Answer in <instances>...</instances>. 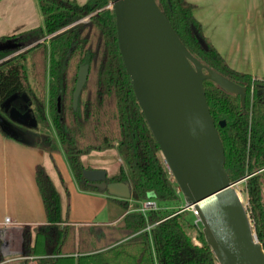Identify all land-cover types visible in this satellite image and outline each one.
Returning <instances> with one entry per match:
<instances>
[{
  "label": "trees",
  "instance_id": "trees-1",
  "mask_svg": "<svg viewBox=\"0 0 264 264\" xmlns=\"http://www.w3.org/2000/svg\"><path fill=\"white\" fill-rule=\"evenodd\" d=\"M186 46L201 60L246 86L245 112L239 94L215 82L204 81L208 102L226 152V170L233 181L246 176L254 228L264 245V203L260 174L264 168V79L233 69L206 39L188 0H157ZM43 24L0 43L18 46L0 49V58L45 35L88 17L82 25L0 62V129L6 118L2 103L15 93H26L39 124L49 130L27 144L65 151L72 172L83 190L105 192L85 178L81 156L92 150L116 147L122 159L120 173L108 181L130 184L134 208L150 197L158 202L178 201L179 196L160 146L136 98L121 54L116 16L111 0H38ZM194 28L208 44L205 48ZM89 65L78 105L73 93L79 68ZM60 99V106H59ZM225 120V125L220 122ZM53 130V133H51ZM36 182L48 222L36 227L33 243L26 236L25 253L37 264H218L201 229L188 220V210L148 215L131 211L116 225L81 226L62 216L61 199L45 167L36 166ZM68 193V190H67ZM110 195V194H108ZM125 208L130 199L110 195ZM63 223V224H62ZM150 226V229H148ZM196 228V244L188 230Z\"/></svg>",
  "mask_w": 264,
  "mask_h": 264
},
{
  "label": "water",
  "instance_id": "water-1",
  "mask_svg": "<svg viewBox=\"0 0 264 264\" xmlns=\"http://www.w3.org/2000/svg\"><path fill=\"white\" fill-rule=\"evenodd\" d=\"M111 4L116 16L121 54L136 98L160 146L165 164L184 196L185 207L192 206L198 213L199 229L218 264H264V245L254 230L248 208L240 198L236 187L238 180H231L226 170L225 147L208 102L204 81H213L225 91L239 94L245 112L246 86L196 56L181 39L157 0H111ZM87 18L50 37L82 25ZM194 30L200 43L207 48L204 37ZM16 46L18 44L0 43V49ZM24 50L26 48H20L6 59ZM88 73L89 65L82 64L73 93L75 108ZM23 94L28 98L26 93ZM19 97V93L8 97L2 103L4 110ZM26 107L22 112L14 106L12 109L21 116L13 118L11 112V118L36 128L38 121L32 106L26 104ZM26 118L30 119L28 124ZM2 123L11 137L34 141V137L24 136L8 120L3 119ZM220 124L225 125V120ZM83 173L91 184L112 196L132 197L130 184L108 181L104 169L84 168Z\"/></svg>",
  "mask_w": 264,
  "mask_h": 264
},
{
  "label": "crops",
  "instance_id": "crops-1",
  "mask_svg": "<svg viewBox=\"0 0 264 264\" xmlns=\"http://www.w3.org/2000/svg\"><path fill=\"white\" fill-rule=\"evenodd\" d=\"M4 0H0L2 2ZM84 4L88 0H75ZM203 33L235 70L264 79V0H188ZM14 33L43 24L38 0H14ZM5 36V35H0ZM58 151L27 144L0 129V264L20 261L37 264L25 253L26 236L33 243L36 227L48 222L36 182V166L45 167L60 194L62 216L81 226L116 225L134 210L105 192L80 188L59 143ZM112 156H117V161ZM85 168L104 169L108 177L120 173L121 157L116 147L92 150L81 156ZM68 190V193H67ZM111 201V204H107ZM10 222L6 223V218ZM63 224V223H62Z\"/></svg>",
  "mask_w": 264,
  "mask_h": 264
},
{
  "label": "rangeland",
  "instance_id": "rangeland-1",
  "mask_svg": "<svg viewBox=\"0 0 264 264\" xmlns=\"http://www.w3.org/2000/svg\"><path fill=\"white\" fill-rule=\"evenodd\" d=\"M13 1L14 0H4V1L0 2V35H9V34H13L14 33V21H13L14 20V16H13L14 15V10L11 9V4L13 3ZM109 7L112 8L111 3L109 4ZM51 35H45L44 37L48 38ZM33 43H31V44H33ZM29 45H26V46H24L22 48H26V50H27ZM7 56L1 57L0 58V62L6 60ZM258 80L262 81L263 79H258ZM32 130H33V132H37V134H39L41 131L49 133V130L46 127H44L43 124H39L36 128H33ZM51 133H53V135H54L55 132H53V130H52ZM112 157L115 159V160H113V162L117 161V159H118L117 156H112ZM120 163L122 164V159H121ZM168 172H169V176H170L173 184L176 187L179 199H178V201L159 202L160 206L162 207L161 210L164 213L171 212L173 210H176V209L180 208L182 205H185L184 196H183L181 190L179 189V186H178L177 182L175 181V179H174L173 175L171 174L170 170H168ZM255 173H259L260 176H261L260 180L262 182L261 188H262V198H263V203H264V168L256 171ZM248 177L249 176H246V177L238 180L237 183H236V187H237V189L239 191L241 199L243 200L244 204L246 205V207L249 210L250 217H251V220H252V224L254 226V220H253L252 211H251V209H252L251 208V202H250V199H249V196H248V193H247V191H248V182H247ZM107 204H111V201H108ZM187 210H188V213H187L188 220L191 221V222H195L196 217L194 215V212L191 209H187ZM196 228L199 229V227H196ZM196 228H190L188 230L189 234L192 237L193 236L197 237L198 230ZM254 230H255V228H254ZM6 264H20V261H13V262L11 261V262H7Z\"/></svg>",
  "mask_w": 264,
  "mask_h": 264
},
{
  "label": "flooded vegetation",
  "instance_id": "flooded-vegetation-1",
  "mask_svg": "<svg viewBox=\"0 0 264 264\" xmlns=\"http://www.w3.org/2000/svg\"><path fill=\"white\" fill-rule=\"evenodd\" d=\"M87 20H88V18H87ZM49 38H50V36L48 38L47 37H43L40 40L41 41H48ZM14 44H17V43L14 42ZM26 104H29V106H32V102L23 93H20V97L16 101H11L9 106L7 105L5 107L4 112L6 114V118L4 120L5 121L8 120L9 123H11V124L15 125L16 127H18L23 132L24 136H26V137L27 136L28 137H37L39 135H42L41 132L39 134H37V132H33V130H32L33 128L28 127L26 125H23L21 123H18V122L14 121L11 118V112H12L13 118H14V116H17V117L21 116L20 114L15 113L14 109H12L14 106L18 107L22 112H25L26 109H27ZM29 122H30V119L26 118V123L28 124Z\"/></svg>",
  "mask_w": 264,
  "mask_h": 264
},
{
  "label": "built area",
  "instance_id": "built-area-1",
  "mask_svg": "<svg viewBox=\"0 0 264 264\" xmlns=\"http://www.w3.org/2000/svg\"><path fill=\"white\" fill-rule=\"evenodd\" d=\"M111 6H112V4H111ZM161 208L162 207L160 206L159 202L155 198L150 197V198L142 201L138 207L134 208V210L135 211H141L144 215L147 216L151 210H159ZM187 209H191L194 212L196 220L193 223L197 227H199L200 221H199L198 213L192 207L186 208L185 205H182L177 212L187 210ZM9 222H10V218L8 217V218H6V223H9ZM148 229H150V226H148ZM192 239L196 244H199V245L201 244V242L199 241V239L196 236H193Z\"/></svg>",
  "mask_w": 264,
  "mask_h": 264
},
{
  "label": "bare ground",
  "instance_id": "bare-ground-1",
  "mask_svg": "<svg viewBox=\"0 0 264 264\" xmlns=\"http://www.w3.org/2000/svg\"><path fill=\"white\" fill-rule=\"evenodd\" d=\"M241 198V197H240ZM242 200V199H241ZM242 202H243V200H242ZM244 203V202H243ZM192 207V206H191ZM194 210H195V208L194 207H192Z\"/></svg>",
  "mask_w": 264,
  "mask_h": 264
}]
</instances>
